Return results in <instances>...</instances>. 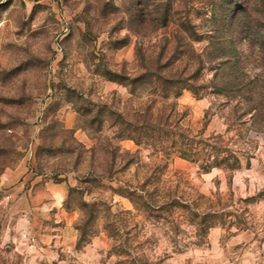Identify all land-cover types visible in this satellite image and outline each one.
<instances>
[{
	"label": "rangeland",
	"instance_id": "obj_1",
	"mask_svg": "<svg viewBox=\"0 0 264 264\" xmlns=\"http://www.w3.org/2000/svg\"><path fill=\"white\" fill-rule=\"evenodd\" d=\"M242 1L0 0V264H264V3L243 69L205 53L213 20ZM168 75L205 87L164 96ZM153 129L237 164L168 159L160 140L137 143ZM22 167L61 193L48 215L21 213ZM33 224L45 240L24 243Z\"/></svg>",
	"mask_w": 264,
	"mask_h": 264
},
{
	"label": "trees",
	"instance_id": "obj_2",
	"mask_svg": "<svg viewBox=\"0 0 264 264\" xmlns=\"http://www.w3.org/2000/svg\"><path fill=\"white\" fill-rule=\"evenodd\" d=\"M263 3L264 0H244L237 6L232 7L230 5L227 9H224L223 15H225L218 19L215 18L212 23L213 34L209 35V43L205 52L209 56L208 58L219 60L220 66L226 64L230 69L236 71L243 69L245 50L250 48L254 51L260 44L261 6ZM148 6L147 2L140 3L135 12L140 24L144 26L154 21V18H148ZM169 11L170 8L166 6L161 14L164 19V25L169 23ZM193 27L188 19L183 20L180 28L187 32V34L177 38L184 41L186 49L183 53L185 56H183L187 61L193 60V64L196 65L195 70L197 71L202 68L206 59L204 52H197L191 44L193 40L201 38L200 35L193 31ZM156 74L160 78V73ZM153 75L154 73H151V76ZM162 77L165 78L156 87L161 88L164 96H168L171 93L177 95L186 87L198 95L201 88L205 87V85L199 87L187 83L180 85L179 81L170 75ZM157 134L153 129L151 133L146 135V139H143L142 136L135 137V139L137 143H145L146 145H154L155 147H157L156 142L160 140L158 142L161 144L159 150L163 152L166 158L169 159L173 153H177L182 157L199 163L203 169H209L213 165L222 164H226L228 168L232 169L237 164V156L232 157L233 161H231L230 156L220 159L219 153H217V145H207L201 148L193 144H178V141H173L175 131L168 129L166 132Z\"/></svg>",
	"mask_w": 264,
	"mask_h": 264
},
{
	"label": "crops",
	"instance_id": "obj_3",
	"mask_svg": "<svg viewBox=\"0 0 264 264\" xmlns=\"http://www.w3.org/2000/svg\"><path fill=\"white\" fill-rule=\"evenodd\" d=\"M12 175L16 190L14 196L17 198L21 213L33 214V218L38 219V214L48 215L51 208L59 207L61 204V193L56 194L53 191H48L53 186L48 181H43L42 176L28 171L25 167L17 169ZM28 227L32 230L26 229L36 234L38 238L45 240L42 225L33 224Z\"/></svg>",
	"mask_w": 264,
	"mask_h": 264
},
{
	"label": "built area",
	"instance_id": "obj_4",
	"mask_svg": "<svg viewBox=\"0 0 264 264\" xmlns=\"http://www.w3.org/2000/svg\"><path fill=\"white\" fill-rule=\"evenodd\" d=\"M21 239L24 243H34L37 240V236L32 233L29 229H24L21 232Z\"/></svg>",
	"mask_w": 264,
	"mask_h": 264
}]
</instances>
